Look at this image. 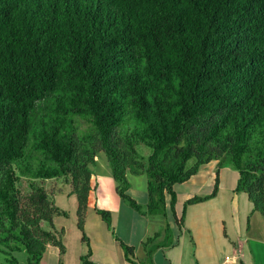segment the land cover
<instances>
[{"label":"trees","instance_id":"16d2710c","mask_svg":"<svg viewBox=\"0 0 264 264\" xmlns=\"http://www.w3.org/2000/svg\"><path fill=\"white\" fill-rule=\"evenodd\" d=\"M139 144L151 153L141 155ZM100 154L123 202L141 210L129 176L145 174L146 213L168 219L171 211L180 228L185 211L178 217L175 185L212 160L213 190L187 204L215 198L229 163L239 174L234 192L247 194L264 217V0H0L6 264H20L13 252L21 249L38 264L49 245L63 261L65 229L54 222L68 216L54 199L65 191L54 187L62 177L89 246L82 262L94 264L84 227ZM95 211L112 227L110 210ZM178 242L167 222L143 241L145 260L121 245L128 261L154 264L159 247Z\"/></svg>","mask_w":264,"mask_h":264},{"label":"crops","instance_id":"0c3cea01","mask_svg":"<svg viewBox=\"0 0 264 264\" xmlns=\"http://www.w3.org/2000/svg\"><path fill=\"white\" fill-rule=\"evenodd\" d=\"M97 163L93 168L101 163V156H97ZM218 165V160L204 164L199 171L185 183L195 180L200 176L205 166ZM137 175L129 177V194L141 205V210H136L129 204L122 201L116 189V181L112 175L111 168L108 172L96 174L92 173V190L88 201V213L86 216L84 231L89 238L91 255L89 259L94 264H134L127 260L121 241L135 248L138 261L146 259V249L143 241L156 233L162 232L167 222L178 243L169 246L159 247L153 254L154 264H158L159 252L169 255L172 264H264V253H261L257 246L264 245V221L259 217L258 211L251 210L246 216V224L238 232V242L234 245L232 261H228L230 255L224 260H219V251L214 246L213 230L210 221L206 218L199 222L195 221L189 228L185 224L182 228L174 218V222L165 216L150 215L146 213L148 202V178L145 180L144 190L141 192V199L137 196L138 191L134 187ZM199 183L212 185V178L201 179ZM219 194V192H218ZM240 194V193H237ZM178 195V194H177ZM196 196V195H195ZM191 198V197H189ZM188 198V199H189ZM187 199V200H188ZM107 209L112 212V227L97 214L95 208ZM92 209L95 213H93ZM178 217H181L177 212ZM185 223V221H184ZM164 242L163 237L156 240V244ZM248 242L253 244V261L246 260L244 250ZM67 251L64 257V264H83L82 257L89 250L88 244L85 248L80 247L76 253L70 251V244L65 240ZM56 248L52 254H59L56 246L49 245L47 250ZM53 250V249H52ZM174 250V252H172ZM172 252V253H171ZM249 261V262H248Z\"/></svg>","mask_w":264,"mask_h":264},{"label":"rangeland","instance_id":"374dc122","mask_svg":"<svg viewBox=\"0 0 264 264\" xmlns=\"http://www.w3.org/2000/svg\"><path fill=\"white\" fill-rule=\"evenodd\" d=\"M137 148L140 154L145 157L151 153V149L144 144H139ZM99 156H101V163L94 167L93 171L96 174L108 172L110 164L107 157L105 154H100ZM192 163L193 161H190L189 166H191ZM217 169V164L214 167L205 166L200 176H197L195 180H190L187 183L184 182L176 184L175 190L178 194L176 210L180 216H182L185 211L184 224L185 227L187 226L188 228L193 225L195 221L199 222L204 218H206L207 221H210L213 230V244L219 251V260H224L227 255H230L228 261H232V254L234 252L233 248L238 242V232L240 231V228L246 224L247 214L253 210V203L250 201L247 194L243 192L237 194L234 192V188L236 187L239 178L237 169L232 164L226 163L222 168H220L219 172V194H217L215 198L208 201L187 204V199L189 197L211 193L214 188ZM129 177H132V175ZM134 177H136L137 180L134 181L133 184H135L134 187L138 191L137 196L141 199L142 195L140 191H142V189L144 190V183L147 176L145 174H138ZM210 178H212V185L199 183L201 179L209 180ZM51 185L53 186V184L47 185L50 190L54 189L51 188ZM22 186L24 190L27 189L28 181L26 179H23ZM54 187L55 189L62 188L65 190L63 193H59L54 196V199L58 206L68 211V216L56 215L54 217V222L58 228L65 229L63 241L65 243V240H67L70 244V251L76 253L79 247L80 249L81 247L85 248L87 244L83 241V233L77 226V199L74 194L70 193L69 185L64 183L63 177L57 180L56 186L54 183ZM92 211L95 213L93 209ZM258 215L264 221V217L260 212H258ZM157 216L162 217L163 215L161 216L160 214H157ZM168 216L170 217V221L173 223L174 216L171 211L168 212ZM45 227H50V223L46 222ZM252 246L253 244L248 242L244 250L245 258L249 261L250 259H252V261L254 260V251ZM3 248L4 250L12 251L8 248ZM257 248L261 253H264L263 244H260ZM54 250H56V248H49L46 250L38 264H61V262L64 264V259L62 261L59 254H52V251ZM172 252H174V250H172ZM13 255L16 256L20 264H28L27 260L29 255L24 249L13 252ZM0 256L3 263L6 264L7 254L4 252ZM157 261L158 264H172L169 260V255L163 252H159Z\"/></svg>","mask_w":264,"mask_h":264},{"label":"built area","instance_id":"2783aa9c","mask_svg":"<svg viewBox=\"0 0 264 264\" xmlns=\"http://www.w3.org/2000/svg\"><path fill=\"white\" fill-rule=\"evenodd\" d=\"M100 264H102V263H100Z\"/></svg>","mask_w":264,"mask_h":264}]
</instances>
